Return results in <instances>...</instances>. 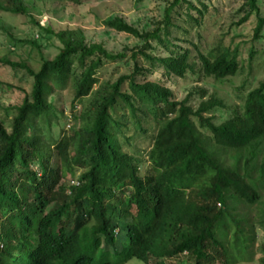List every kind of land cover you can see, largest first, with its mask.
Masks as SVG:
<instances>
[{
	"label": "trees",
	"instance_id": "trees-1",
	"mask_svg": "<svg viewBox=\"0 0 264 264\" xmlns=\"http://www.w3.org/2000/svg\"><path fill=\"white\" fill-rule=\"evenodd\" d=\"M19 1L0 0V10L23 13ZM256 2L245 0L238 21L257 16L253 43L262 38L264 26ZM183 6L185 23L200 26L186 0L167 2L162 21L149 31L118 17L103 22L140 42L116 54L101 44H86L80 29L54 32L32 18L44 35L60 42L58 55L41 59L36 72L0 59L33 80L30 93L14 108L10 131L0 124V264H126L132 259L233 264L255 256L264 264V237L253 250L256 225L264 229V82L249 91L248 83L237 88L239 104L230 107L203 89L173 101L163 85L188 75L222 82L245 64L250 67L258 51L251 47L242 58L237 47L217 46L204 55L194 46L191 58L189 49L170 41L172 28L187 33L172 20ZM152 44L167 55L153 57ZM128 54L131 72L98 96L94 116L86 113L80 129L54 140L53 92L70 82L74 109L96 84L101 63L123 62ZM158 71L155 82L137 79ZM193 97L199 100L196 108L190 105ZM150 120L158 130L149 137L152 146L143 161L125 148L132 150L134 139L146 136Z\"/></svg>",
	"mask_w": 264,
	"mask_h": 264
},
{
	"label": "rangeland",
	"instance_id": "rangeland-1",
	"mask_svg": "<svg viewBox=\"0 0 264 264\" xmlns=\"http://www.w3.org/2000/svg\"><path fill=\"white\" fill-rule=\"evenodd\" d=\"M172 0H79L78 3L58 0H22L18 6L22 5L24 12L13 13L0 10V59H7L13 63H24L33 71H38L41 59L51 61L59 53L60 42L55 36H46L32 21H38V25L45 29L51 28L54 32L63 30L80 29L83 31L86 44H101L106 51L120 53L124 48L139 46L140 42L124 33H117L104 26L103 22L114 17L122 18L127 24L136 29L152 30L155 23L162 21L167 2ZM195 9L190 13L200 21L201 25L195 23H185V6L174 10L173 23L180 27V34L175 28L171 29L170 41L180 48L190 50V57H195V47L201 54L214 50L217 46L230 49L238 48L240 56L247 57L251 47L257 52L250 67L248 64L234 76L222 82H215L211 79H199L197 75H188L185 79L179 80L174 77L163 85L168 87L173 94V101L183 100L190 92L203 89L208 95H214L221 99L227 107L237 106L239 101L235 99L237 88L248 83L246 90L256 88L264 82V26L262 38L252 41L254 30L257 25V16L250 18L241 24L238 21L245 13L243 6L245 0H186ZM260 17L264 19V0H256ZM4 4V3H3ZM3 6V5H2ZM11 6V4H6ZM201 13V15L199 13ZM177 13V14H176ZM34 41L36 46L29 44ZM195 46V47H194ZM153 57H165L167 55L164 47L152 44ZM125 60V59H124ZM111 62L103 61L95 73L96 84H94L89 95L75 103V108L71 109L72 85L67 83L65 88L59 93L53 92L56 100L55 114L57 121L50 129L51 136L58 140L63 136H70L85 124V114L92 118L95 114L96 100L99 95L107 90L109 84L125 74L131 72L132 63L129 61V54L126 61ZM148 68L147 63H143ZM78 70L73 73L78 76ZM161 72L152 76H139L138 80H151L155 82L160 77ZM162 77V76H161ZM32 78L24 70L18 68L11 69L0 64V124L10 131L12 120L15 116V107H18L26 94L30 93ZM125 88V85H124ZM246 91L244 90V93ZM197 96V94L195 95ZM198 98L193 97L190 105L197 107ZM117 113H124L119 109ZM218 120L220 114L215 113ZM77 115L78 120L73 121L72 116ZM83 118V121L80 119ZM77 126V127H76ZM146 136H137L134 139L135 145L131 150L126 147L128 153L136 157H143L147 160L146 154L151 148L150 135L158 130V127L150 120L145 124ZM47 129L43 127L41 137L46 140ZM147 164L143 165V168ZM80 171H75L74 178ZM69 176L67 181L71 180ZM255 242L253 250L257 252L260 244L263 243L264 229L255 228ZM255 256L252 262H245L238 259L233 264H257ZM152 261H149V263ZM183 264H187L186 259H181ZM133 259L128 264H140Z\"/></svg>",
	"mask_w": 264,
	"mask_h": 264
},
{
	"label": "clouds",
	"instance_id": "clouds-1",
	"mask_svg": "<svg viewBox=\"0 0 264 264\" xmlns=\"http://www.w3.org/2000/svg\"><path fill=\"white\" fill-rule=\"evenodd\" d=\"M72 184V183H71ZM133 260V259H132ZM137 260V259H136ZM138 261H140L141 263L140 264H146V263H144L143 261H141V260H138ZM149 261H152V262H150L149 264H154V262L156 261V260H154V259H150ZM130 262V261H129ZM129 262H127L126 264H128Z\"/></svg>",
	"mask_w": 264,
	"mask_h": 264
}]
</instances>
